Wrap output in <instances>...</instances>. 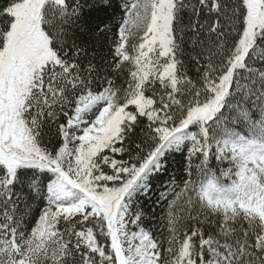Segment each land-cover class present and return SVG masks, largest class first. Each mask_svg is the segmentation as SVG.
<instances>
[{
  "label": "snow or ice",
  "instance_id": "1",
  "mask_svg": "<svg viewBox=\"0 0 264 264\" xmlns=\"http://www.w3.org/2000/svg\"><path fill=\"white\" fill-rule=\"evenodd\" d=\"M0 264H264V0H0Z\"/></svg>",
  "mask_w": 264,
  "mask_h": 264
},
{
  "label": "trees",
  "instance_id": "2",
  "mask_svg": "<svg viewBox=\"0 0 264 264\" xmlns=\"http://www.w3.org/2000/svg\"><path fill=\"white\" fill-rule=\"evenodd\" d=\"M182 158L179 154H175L172 157H169V172L176 170L179 171V165ZM168 178L167 174H164L162 179L166 180Z\"/></svg>",
  "mask_w": 264,
  "mask_h": 264
}]
</instances>
